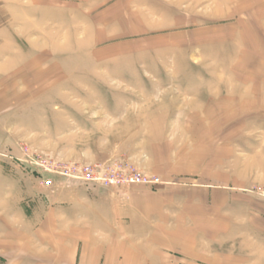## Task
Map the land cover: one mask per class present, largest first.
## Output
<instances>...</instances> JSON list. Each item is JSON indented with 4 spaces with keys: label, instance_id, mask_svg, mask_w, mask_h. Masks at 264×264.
<instances>
[{
    "label": "rangeland",
    "instance_id": "374dc122",
    "mask_svg": "<svg viewBox=\"0 0 264 264\" xmlns=\"http://www.w3.org/2000/svg\"><path fill=\"white\" fill-rule=\"evenodd\" d=\"M22 4L24 14L6 15L0 1V129L19 139L26 187L50 190L56 211V221L44 223L48 194L39 205L26 198L25 223L19 226L25 233L23 264H56L58 254L64 259L71 251L87 254L83 264L98 258L97 264L143 263L126 253L158 248L157 238L149 243L143 236L159 232V224L134 223L137 230L130 234L128 218L112 217L104 207L127 190L175 189L178 153L194 145L193 128L163 126L179 114L185 119L194 114L178 112V89L182 96L194 87L185 97L192 104L218 105L205 115L222 121L211 129L219 145L231 141L257 152L264 133V0ZM244 93L248 111L221 110L220 104L235 105ZM88 168L103 175L135 171L160 184L116 186L73 176ZM263 186L264 179L234 196L264 202L255 193ZM241 210L234 212L232 239L217 248L234 259L248 249L244 233L257 230L256 218L247 225ZM35 232L42 239H35ZM130 236L136 237V249ZM13 258L0 255V264ZM79 258L73 264H81ZM154 260L148 256L146 264H170Z\"/></svg>",
    "mask_w": 264,
    "mask_h": 264
},
{
    "label": "crops",
    "instance_id": "0c3cea01",
    "mask_svg": "<svg viewBox=\"0 0 264 264\" xmlns=\"http://www.w3.org/2000/svg\"><path fill=\"white\" fill-rule=\"evenodd\" d=\"M0 1L6 15L25 13L22 0ZM38 11H40V5ZM193 89V86L189 87L187 92L183 91L182 96L181 90L178 89L177 101L178 112H194L192 118L185 119L184 116L180 118L179 114L177 120L172 121L171 125L163 124L164 127L175 124L177 128L194 129L193 139H190L194 144L193 150L185 152L188 148L184 147V150L178 153V159L181 161L178 163L175 189L169 187L161 193L144 189L127 190L121 193V196L117 194L114 197L111 202L112 207L104 208L106 211L111 210L112 217H127L130 234H134L133 231L137 230L134 223L143 222L148 226L159 224V232L150 233L149 231L143 236V240L149 243H155L154 240L157 238L158 248H150L147 251V249L142 250L145 249L143 247H138L140 250L139 253L136 250L138 254L132 249L126 253L129 257L140 256L139 263L143 262L140 264H146L148 256L153 257L154 261L159 260L170 264H264V202H245L239 196H234V191L242 190L244 186L264 179V133L259 139L260 142L258 141L255 154L243 150L240 143L234 146L230 141V143L219 145L217 131H211V129H216L222 121L217 122L210 118L211 116L205 115L207 111L215 112L218 105L215 103L197 106L194 102L190 103V100L185 101L188 90ZM245 95L248 94L244 93L235 105L227 102L220 104L221 110L248 111L249 98L244 97ZM185 105H188L187 108ZM197 111L199 114L196 113ZM261 124L263 127L264 121ZM207 128L210 130H201ZM227 135L229 136L230 133L226 132L224 138ZM18 143L19 139L16 136L9 138L7 133L0 129V255L16 257L8 260L10 261L8 264H23L25 233L19 226L25 223L26 198H31L29 200L39 205L45 203L43 195L48 194L49 206L44 210V223L56 221L55 207L52 206L53 198H50L53 195L51 191L38 184L34 187H26V171L19 159L21 152ZM187 143L190 141L188 140ZM123 195L125 197L122 199ZM238 208L242 209L247 225L250 218L257 220L256 232L244 233L247 235L248 249H245L242 255H249V257L242 256V259H234L225 250L222 252L217 249L222 247L224 242L227 243L226 238L232 239L234 212L240 211ZM153 228L158 231L156 227ZM147 230L148 227H145V231ZM33 234L35 239H42L40 232ZM130 237L133 241L131 247L135 248L136 237ZM83 255L87 256L81 251H71L64 254L63 259V254H58L59 261L56 259L55 262L56 264H73L78 256L82 261ZM172 255L181 262H176ZM88 260L87 256L81 264L87 263ZM97 261L99 263V258ZM97 261L93 263L97 264Z\"/></svg>",
    "mask_w": 264,
    "mask_h": 264
},
{
    "label": "built area",
    "instance_id": "2783aa9c",
    "mask_svg": "<svg viewBox=\"0 0 264 264\" xmlns=\"http://www.w3.org/2000/svg\"><path fill=\"white\" fill-rule=\"evenodd\" d=\"M117 170V169H115ZM51 171V170H50ZM118 171V170H117ZM109 171L107 174H98L93 171H89L88 169H85L83 172L80 171V175L74 174L73 176L77 179H88L92 181H98L102 182L106 185H124V184H149L156 186L160 184V180L153 177H144L135 171H129L128 173L124 171ZM122 172V173H121ZM109 174V175H108ZM46 184V183H45ZM257 195L264 197V186L260 189H258L255 192Z\"/></svg>",
    "mask_w": 264,
    "mask_h": 264
}]
</instances>
